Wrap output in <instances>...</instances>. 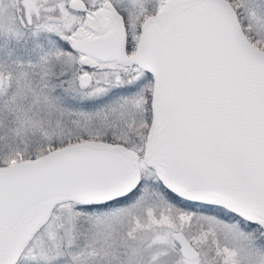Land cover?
I'll return each instance as SVG.
<instances>
[{
  "label": "snow or ice",
  "instance_id": "obj_1",
  "mask_svg": "<svg viewBox=\"0 0 264 264\" xmlns=\"http://www.w3.org/2000/svg\"><path fill=\"white\" fill-rule=\"evenodd\" d=\"M0 264H264V0H0Z\"/></svg>",
  "mask_w": 264,
  "mask_h": 264
}]
</instances>
